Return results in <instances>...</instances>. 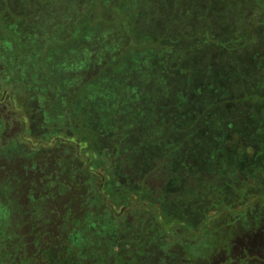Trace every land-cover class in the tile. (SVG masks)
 <instances>
[{
  "label": "trees",
  "instance_id": "16d2710c",
  "mask_svg": "<svg viewBox=\"0 0 264 264\" xmlns=\"http://www.w3.org/2000/svg\"><path fill=\"white\" fill-rule=\"evenodd\" d=\"M245 12L242 0H0V109L20 125L0 158L6 232L64 192L66 204L81 197L93 232L102 215L87 196L100 214L99 201L124 204L130 191L149 205L183 197L167 186L176 176L185 195L248 186L241 171L264 167V47L252 36L264 19ZM244 213L248 231L233 234L264 239Z\"/></svg>",
  "mask_w": 264,
  "mask_h": 264
},
{
  "label": "rangeland",
  "instance_id": "374dc122",
  "mask_svg": "<svg viewBox=\"0 0 264 264\" xmlns=\"http://www.w3.org/2000/svg\"><path fill=\"white\" fill-rule=\"evenodd\" d=\"M258 6L263 9L257 10ZM242 8L246 9L244 19H252L253 15L257 16L260 20L264 19V0H242ZM258 28L264 29V24L261 23ZM256 33L253 32L252 36L258 43H253V45L259 46L260 44V47L263 48L264 33L261 30L258 32L259 34ZM254 77L257 76H252V79ZM258 80H262V77ZM258 88L264 91V87L261 84ZM232 94H236V96L238 94L242 96L249 95V93L244 94L243 91H235ZM227 103L225 102L224 105ZM258 103L263 104V102ZM14 121L12 111L0 109V158L2 156L9 158L13 154V147L16 142L13 134H15L16 129L20 128V125H15ZM258 131H263V135H260V137L264 136V125L259 126ZM10 136L12 137L8 140ZM4 142L7 143L1 144ZM261 157H264L263 153ZM238 159V162L242 163V165L245 163L243 160L245 158ZM258 159L260 160V158ZM258 159L254 157L249 159V161L256 163ZM261 167L250 174L241 171L250 183H248V186L245 181H242L245 182L244 184L238 186L231 185L230 183L227 185L226 188L230 190V194L224 196L227 202L222 197L221 200L218 195L213 197L210 195L203 197L202 194L195 195L193 193L194 187L190 188L188 190L190 193L185 195L184 190L186 191L187 188H184L183 179L179 180L180 176L173 177L167 186L171 184L170 188L174 189L171 192L173 193L172 195L182 190L183 197L179 198L175 194L170 201V196H165L166 200L164 202L158 201L156 204L149 205L151 202L144 203L145 197L141 196L138 191H130L129 200L128 202L126 200L124 204L104 203L103 205V202L101 204V201H99L102 212L98 214L97 197L94 195L96 200L90 202L87 196L85 201L88 203V207L90 208L92 205H95L96 208H92L95 209V216L100 218L102 215L104 219L103 221L101 218L100 225L93 232L91 224H86L91 214L88 213V219L85 217L86 221L83 219V216L82 221L79 218L84 205L81 197H79V203L75 201V203L71 202V204H67V208H72L78 218L69 217L68 220L65 216L64 219L62 217L58 219V224L61 221L63 225L67 223L71 225V222L76 223L81 221L79 226L63 227L62 233L64 235L62 237L65 238L63 245L60 244V246L58 245L62 242L61 238H52L49 232L42 236L38 232V234L34 232V235H31L29 229L25 226L21 228L18 235L12 231L7 233L4 223H2V219L5 218L2 216L3 213L0 207V255L2 257L5 256L6 250L15 251L18 256V264H26L25 261L27 260L31 261V264H115V261H118L120 257L123 258L125 253L129 252L130 249L132 250L140 246L137 254L143 261L141 264H152V260L149 258V254L151 255L150 250L147 252L148 248H146V245L139 244L137 239V235L142 234L148 228L147 235H154L152 240L155 239V243L160 244L158 245L161 246L160 249L167 248L168 243L166 242L168 241L171 242L173 239L175 242L178 241V251H182L183 254H176L177 259L173 260V264H230L231 260L232 264L234 262L243 264L245 261L247 263L251 259L252 262L256 261L261 256L253 254L252 258H250L247 255H243L241 259L238 257L234 259L232 255H235V250L233 248L230 250L232 255L229 253L227 257L224 255V251L230 247L229 241L232 236L240 238L238 237L239 235H233V231L237 229L235 227L238 224L244 225V230L248 231L247 229L249 228H247L245 223L252 221L246 218L247 216L244 211L249 210L253 213L254 221L261 224L262 227L264 226V167L263 165ZM231 180L232 183H236L235 179L231 178ZM209 181L213 180L209 179ZM222 189L224 190V188ZM90 190L93 194L95 193V188ZM159 196L154 191L150 194L152 199H158ZM69 198L73 201L72 196L65 195L66 201ZM111 198L113 197L111 196ZM114 220L117 222L115 225H113ZM54 224L52 223L45 227L49 231V229L52 230L58 225ZM237 227L240 228V226ZM98 232L99 235H97ZM11 233H14V235ZM101 236L104 238H101ZM31 237H35V240L41 237L46 245H49L47 247L48 250H37L36 244L39 242L33 241L34 243H32ZM257 240L262 241L264 239L258 236ZM103 244L107 245L108 248L109 246L113 247L114 252H118L116 255L113 254L117 256L114 258L115 260L110 255H105V258H103V255L100 256L98 254L100 250H105ZM126 244H131L128 251L124 250V245ZM135 260V258H129L127 264H132V262L135 264ZM158 260V264H165L162 257L158 256ZM259 262L264 263L263 259Z\"/></svg>",
  "mask_w": 264,
  "mask_h": 264
},
{
  "label": "flooded vegetation",
  "instance_id": "af4514ba",
  "mask_svg": "<svg viewBox=\"0 0 264 264\" xmlns=\"http://www.w3.org/2000/svg\"><path fill=\"white\" fill-rule=\"evenodd\" d=\"M30 198L35 199V196L32 195V196H30ZM36 206H39V207L29 210V212H27V214H26L28 216V218L23 219L24 224L29 226L28 229H29L30 234L32 235L34 232H36V233L38 232L39 235L42 236L43 234H47L49 232L51 234L52 238H61L60 240L62 242H60L58 246H60V244L63 245V243H64L63 241H64L65 237L64 238L62 237L64 235L62 233V230H63V226H65V225H63V223L61 221L58 224V219H59V217H62V219H64L65 216L68 218V220H69V217H71V218L77 217V215H75L74 210L72 208H70V207L67 208V204H66V200H65V192H64V195L62 196V201L59 203H53V204L41 203V204H38ZM67 212H68V214H66ZM11 220H12V222H15L16 218L12 217ZM52 223H55L54 225H57V224L58 225L55 226V228H53L52 230L49 229V231H48V228L45 226L52 224ZM148 230L149 229L147 228L142 234L137 235L138 236L137 239L139 241V244L146 245V248H148L147 252H149V250H150L151 255L149 254V258L152 260L151 261L152 264H158V261H159L158 256L162 257L165 264H173V260L177 259V257L175 255L176 254L177 255L183 254L182 251H178V241L175 242L174 239L171 242H169V241L166 242V243H168L167 248L160 249L161 246H158L160 244L155 243L156 242L155 239L152 240L154 235L153 236L147 235ZM257 230H259V228ZM233 235H235V236L239 235L238 237H240V238L232 236L231 240L229 241L230 247H228L227 250L224 251V255L226 257L230 253V250L233 248L235 250L234 251L235 255H232L231 253L230 254L234 257V259L236 257L241 259V257L243 255H247L248 257L251 258V256L253 254H257V255L261 256V258H259L257 260L258 263L261 259H263V262H264V256H263L264 254H262L260 252L261 249L264 247V245L262 244L261 241L257 240V237L260 236L257 232L245 233V234L236 233ZM31 239H32V243H34V242L38 243L39 242L38 244L35 243L37 250H48L47 247L49 245H46V243L42 240L41 237H39V239H36V240H35V237H31ZM147 239H149V240H147ZM56 240H55V242H56ZM160 240H162V239L160 238ZM165 241H167V240H165ZM50 245H51V243H50ZM130 246H131V244L124 245V250L128 251ZM238 246H239V249H238ZM103 247L105 248V250H100L98 252V254L100 256L103 255V258H105V255H107V256L110 255L111 257H113V259L115 257H117V256L113 255V254H115V255L118 254V252H114L113 247L109 246V248H108L107 245H104V244H103ZM139 248H140V246L135 247V249H132V250L130 249L129 252L125 253L123 258L120 257V259L118 261L116 260L115 264H127V262H128L127 260L129 258L130 259L135 258L136 259L135 264H141L143 261H142L141 257L137 254V251ZM137 260H138V262H136ZM25 263L31 264V261L27 260V261H25ZM0 264H18L17 253L15 251H12V250H10V251L6 250L5 256L2 257L0 255ZM132 264H134V263L132 262ZM230 264H232V260H231ZM235 264H237V263H235Z\"/></svg>",
  "mask_w": 264,
  "mask_h": 264
}]
</instances>
